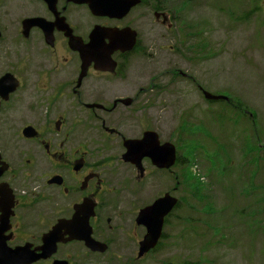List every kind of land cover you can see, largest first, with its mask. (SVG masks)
I'll list each match as a JSON object with an SVG mask.
<instances>
[{"label":"flooded vegetation","instance_id":"flooded-vegetation-1","mask_svg":"<svg viewBox=\"0 0 264 264\" xmlns=\"http://www.w3.org/2000/svg\"><path fill=\"white\" fill-rule=\"evenodd\" d=\"M18 1L19 6L14 3L15 10H10L15 18L0 22V119L21 121L17 135L32 143L23 145L29 152L26 163L17 167L0 151L8 163L0 185L6 184L14 195L9 243L30 242L33 249L61 223L63 238L77 229L91 230L109 248L137 253L147 233V227L137 222L138 214L167 193L178 198L182 161L176 149L170 167L158 165V160L166 164L172 158L170 147L161 146L172 142L158 133L163 129L158 117L149 114L147 124V107L142 103L146 89L130 88L136 85L127 82V62L142 53L145 42L140 30L145 16L136 12L152 0H140L121 17L116 15L127 0H116L117 8L107 11H93L94 0ZM154 6L151 3L156 19L170 20L163 4L157 0ZM4 9L0 4V11ZM28 18H38L41 24L26 27ZM9 25L14 34L7 32ZM27 126L34 127V136H24ZM78 127L89 137L81 139ZM127 140L140 141L139 148L129 149ZM155 186L165 190L152 198ZM178 207L179 200L164 226ZM29 214H37L36 220L31 221ZM128 214H137L135 223L122 219ZM71 244L96 254L84 241H62L51 257L35 264L56 260L80 264L81 256L65 250Z\"/></svg>","mask_w":264,"mask_h":264},{"label":"rangeland","instance_id":"rangeland-1","mask_svg":"<svg viewBox=\"0 0 264 264\" xmlns=\"http://www.w3.org/2000/svg\"><path fill=\"white\" fill-rule=\"evenodd\" d=\"M156 2L136 12L145 16V42L127 62V82L146 89L147 124L148 116L158 117L161 138L186 160L178 166L177 214L159 246L141 259L134 249L65 250L81 256L80 264H264V0H158L166 21L156 19ZM14 3L20 4L0 0L6 6L0 22L15 18ZM203 90L229 102L209 100ZM21 125L0 119V151L15 167L26 163L24 146L32 143L17 135ZM81 131V139L89 137ZM164 190L155 186L152 198Z\"/></svg>","mask_w":264,"mask_h":264},{"label":"water","instance_id":"water-1","mask_svg":"<svg viewBox=\"0 0 264 264\" xmlns=\"http://www.w3.org/2000/svg\"><path fill=\"white\" fill-rule=\"evenodd\" d=\"M95 3H90V6L93 11L104 10L107 11V8L115 10L117 8L118 1L116 0H101L100 2L95 1ZM140 0H127L125 4L121 7V13L116 16H123L129 12L131 7L138 4ZM159 15V14H157ZM30 24H41L38 18H28L25 20L24 25L29 27ZM96 34V31H94ZM1 34V33H0ZM135 36V34H134ZM132 45V42H131ZM8 79H4L3 82H7ZM15 86L7 88L3 92L8 93L13 90ZM205 97L209 100H227L228 98L224 95H215L208 91H204ZM34 127L27 126L24 128V135L26 137L34 136ZM151 132L148 133L150 137ZM158 146L159 141H154ZM138 141L137 144L132 140H127L126 145L129 149L139 148ZM160 146V144H159ZM164 148L170 147L169 154L172 153V158L166 162V164H161V161L158 160L157 163L162 167H170L174 162V157L176 154V147L171 143H165L161 145ZM160 146V147H161ZM129 154V153H128ZM162 156L160 152L157 153ZM0 164L3 167H0V177L2 172L7 169L8 163L2 160L0 153ZM178 199L171 196L170 194H165L162 197L156 199L151 205L142 209L137 217L138 224H143L147 227V233L143 240L140 242V247L138 251V257H143L145 254L154 249L162 236L165 217L177 204ZM14 195L12 190L6 185H0V264H33L41 259H47L51 257L56 252V246L58 242H68L70 240H79L84 241L85 245L94 252L104 253L108 249V245L102 241L95 239L91 235V230L88 232H80L79 229L70 234L68 238H63L64 234L62 233L61 223H58L53 227L51 231L44 234L42 237L43 244L32 249L30 242L25 243L24 245H19L12 247L9 245V241L12 239L13 233L11 218L14 215ZM55 264H68L67 261L56 260Z\"/></svg>","mask_w":264,"mask_h":264},{"label":"trees","instance_id":"trees-1","mask_svg":"<svg viewBox=\"0 0 264 264\" xmlns=\"http://www.w3.org/2000/svg\"><path fill=\"white\" fill-rule=\"evenodd\" d=\"M231 102H233V100H232ZM240 104H241V103H239V105H240ZM184 160H185V159H182V161H184ZM182 161H181V163H183ZM163 237H165V234H164V236H163Z\"/></svg>","mask_w":264,"mask_h":264}]
</instances>
